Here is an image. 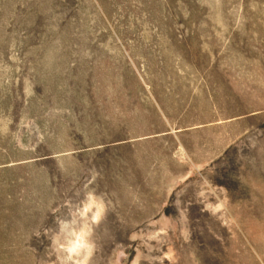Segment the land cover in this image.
Listing matches in <instances>:
<instances>
[{
    "label": "rangeland",
    "instance_id": "1",
    "mask_svg": "<svg viewBox=\"0 0 264 264\" xmlns=\"http://www.w3.org/2000/svg\"><path fill=\"white\" fill-rule=\"evenodd\" d=\"M0 264H264V0H0Z\"/></svg>",
    "mask_w": 264,
    "mask_h": 264
}]
</instances>
